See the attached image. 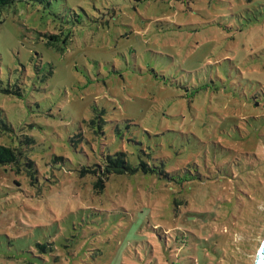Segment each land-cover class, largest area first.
Wrapping results in <instances>:
<instances>
[{
	"label": "rangeland",
	"instance_id": "1",
	"mask_svg": "<svg viewBox=\"0 0 264 264\" xmlns=\"http://www.w3.org/2000/svg\"><path fill=\"white\" fill-rule=\"evenodd\" d=\"M0 15V143L39 173L17 187L0 171V264L254 263L264 0H19ZM117 151L134 172L104 173Z\"/></svg>",
	"mask_w": 264,
	"mask_h": 264
},
{
	"label": "trees",
	"instance_id": "2",
	"mask_svg": "<svg viewBox=\"0 0 264 264\" xmlns=\"http://www.w3.org/2000/svg\"><path fill=\"white\" fill-rule=\"evenodd\" d=\"M15 1H19V0H0V11L2 8L14 3ZM27 1H35V0H27ZM0 23H1V15H0ZM96 118L98 119V116ZM96 118H94L95 119L94 121L91 120L89 124L90 126L91 125L93 126L95 123L98 124L97 129L100 130L101 121L100 122L98 120L96 121ZM0 122L3 124V126L6 127V124H4L2 121ZM31 142H34V140L32 139ZM22 155H23L22 152L18 150L17 147L3 145L2 143H0V171L3 172L7 178L12 176L13 183L17 187H19L20 184H22L25 181H27L31 185L34 184L36 180V174L38 173L34 162L31 159H27ZM127 158H128L127 155L122 151H117L114 152L113 154L107 155L103 164L101 165L105 171L104 173L122 174V173L134 172L137 169V167L131 165ZM140 167L144 172L152 171L146 164L141 163ZM90 172L92 174H95L96 170L90 168ZM165 175L167 176V174Z\"/></svg>",
	"mask_w": 264,
	"mask_h": 264
},
{
	"label": "water",
	"instance_id": "3",
	"mask_svg": "<svg viewBox=\"0 0 264 264\" xmlns=\"http://www.w3.org/2000/svg\"><path fill=\"white\" fill-rule=\"evenodd\" d=\"M253 264H264V239L256 252Z\"/></svg>",
	"mask_w": 264,
	"mask_h": 264
}]
</instances>
